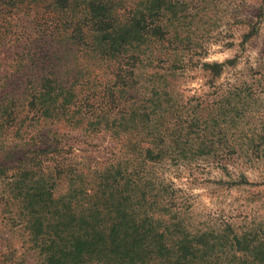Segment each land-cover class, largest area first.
I'll return each instance as SVG.
<instances>
[{
  "label": "rangeland",
  "instance_id": "rangeland-1",
  "mask_svg": "<svg viewBox=\"0 0 264 264\" xmlns=\"http://www.w3.org/2000/svg\"><path fill=\"white\" fill-rule=\"evenodd\" d=\"M178 7L169 43L161 47L166 56L154 62L158 50L152 47V60L137 63L138 83L129 80L121 92L126 102L111 100L109 69L79 57L87 84L77 87L93 95L88 112L94 127L48 125L60 130L65 160L76 171L59 183L58 193H89L93 169L100 177L124 170L130 184L144 176L157 217L190 231L216 229L256 242L264 236V0H178ZM252 25L255 32L245 39ZM72 61L58 62L70 79ZM205 62L223 64L213 84ZM134 95L146 101L139 103L144 127L133 124ZM30 141L0 116V264H41L43 257L11 176L12 167L32 165L21 156ZM152 141L164 147L156 162L136 154Z\"/></svg>",
  "mask_w": 264,
  "mask_h": 264
},
{
  "label": "trees",
  "instance_id": "trees-1",
  "mask_svg": "<svg viewBox=\"0 0 264 264\" xmlns=\"http://www.w3.org/2000/svg\"><path fill=\"white\" fill-rule=\"evenodd\" d=\"M178 8V0H0V116L31 140L21 156L32 165L12 167L11 176L41 264H264V236H251L254 242L216 229L190 231L157 217L156 201L138 173L130 184L124 170L100 177L93 169L89 193H58L59 183L76 171L65 160L60 130L48 125L94 127L88 112L93 95L77 87L87 84L79 57L109 69L111 100L126 102L121 92L129 80L138 83L137 63L152 60V47L158 50L154 62L166 56L161 47L169 43ZM249 29L245 39L256 27ZM65 58L73 60L74 79L61 71L58 62ZM203 66L213 71V84L223 64ZM140 102L146 101L134 95L133 124L144 127ZM162 150L152 141L136 154L156 162Z\"/></svg>",
  "mask_w": 264,
  "mask_h": 264
}]
</instances>
